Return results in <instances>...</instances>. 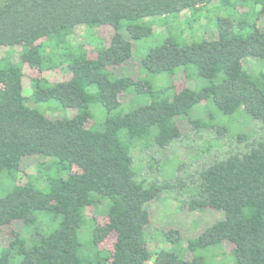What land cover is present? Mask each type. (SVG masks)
Listing matches in <instances>:
<instances>
[{"label":"trees","instance_id":"obj_1","mask_svg":"<svg viewBox=\"0 0 264 264\" xmlns=\"http://www.w3.org/2000/svg\"><path fill=\"white\" fill-rule=\"evenodd\" d=\"M210 5L223 12L216 29L186 45L167 38L134 64L174 76L170 85L116 76L133 66L134 42L151 34L136 22L190 12L187 21L196 24ZM83 25V40H73ZM2 48L12 49L2 55ZM16 50L18 60H9ZM262 64L264 0H0V181L7 173L15 182L0 197V233L10 231L0 264H218L213 258L221 255L226 264H264V137L202 171L201 197L190 208L211 209L221 219L185 242L180 229L163 231L175 252L148 247L149 206L163 187L139 181L132 156L138 146L168 147L183 137L184 125L190 131L220 126L213 124L218 113L204 111L211 101L223 115L243 110L264 126ZM179 68L185 74L178 80ZM189 70L207 85L187 87L196 79ZM129 91L151 101L125 112L120 97ZM31 100H55L73 114L51 118L31 108ZM95 103L106 111L99 124L92 120ZM198 105L210 121L190 117ZM30 156L45 160L33 175L22 171ZM57 165L63 172L56 177ZM42 171L48 191L34 185ZM93 194L108 199L109 208L103 223L94 220L84 246L79 230ZM14 223L38 227L25 239Z\"/></svg>","mask_w":264,"mask_h":264},{"label":"rangeland","instance_id":"obj_2","mask_svg":"<svg viewBox=\"0 0 264 264\" xmlns=\"http://www.w3.org/2000/svg\"><path fill=\"white\" fill-rule=\"evenodd\" d=\"M205 13L210 17L204 18L205 15L196 24L187 21L190 18V12H184L179 17L177 14L164 17H149L136 22L142 26L150 27L151 34L134 42L133 66L131 65L125 68L121 74L116 73V76L136 79L142 78L149 81L154 88L170 85L175 79L174 76L168 74L152 75L142 68L138 69L137 67L136 69L134 64H139V58L142 59L151 48L162 44L167 38H173L181 45H186L202 39L204 31L208 27L211 28L214 26L216 29L218 15L223 13L221 8L216 5H210L206 8ZM87 28L85 25L76 28L77 30L71 38L77 41L83 40L82 34H84ZM107 28L110 29L111 27ZM9 49L11 50L12 48H2L1 54L3 55ZM18 52L16 50L12 55H8V59L11 61L18 60ZM260 68H258V72L263 71L264 64ZM189 71V75H195L196 79L192 78L193 80H188L187 87L192 90H200L203 86L207 85V81L196 76L195 70ZM183 74H185L183 68L176 70V77L179 76L178 80L183 77ZM24 94L30 97L32 90L30 91V88L26 86ZM150 101L151 99L149 97L139 95L136 91H129L121 94L120 97V102L123 105L122 110L125 112L133 110L140 105L148 104ZM28 105L40 113L49 117L52 116L53 118L62 119L71 117L73 114L72 110L61 108L60 104L55 100L45 103H35L31 100L28 102ZM210 105L212 108L205 109L204 111L207 114H212V112L218 113V118L213 124L220 126H214L210 129L204 128L200 131H190L188 126L184 125L183 131L185 133L183 137L168 147L158 148L153 146L150 149L143 150L138 146L132 151L137 179L143 181L146 187L152 183H156L161 188L163 187L160 198L152 202L149 206L153 219L151 226L148 228L149 234L147 241L149 249L154 253L160 249L173 252L178 250V247L173 242L165 241L163 231L172 228L180 229L181 235L184 237L183 242H185L188 239L198 238L206 227L221 219V215L211 209L193 210L190 208V204L194 200H199L201 197L199 188L201 185L202 171L214 162L225 159L231 153L246 151L255 140L264 137V126L257 121H253L243 110H239L233 115H223L218 111L212 101ZM197 110L201 111L202 105H198L191 110L190 117L198 119L201 117L207 122L210 121L209 117L203 111L198 114ZM91 114L93 117L92 120L97 124L103 122L106 117V111L101 103H95L91 106ZM53 160L57 162V160ZM23 161L25 162H23L22 171L26 170L28 171L27 173L31 172V175L34 174L37 165L45 162V160L41 161V157L33 156L27 157ZM51 161L52 158L48 160L49 164ZM62 172L57 165L53 176L57 177ZM42 173L43 171L35 175L36 182L34 185L42 191H48L47 174L45 175L44 173V177H41ZM14 184L15 182L10 180L9 175L4 173L0 181V197L9 193ZM92 196L94 198V205L87 211L84 220L85 223L79 230V238L84 246L88 244L91 238L94 220L96 219L98 224L103 223L100 221L106 220L104 214L109 208L108 199L102 198L97 194H93ZM44 219L46 218L40 217L38 219L37 215L36 222H44ZM14 224L22 227L20 228L14 225L13 230L20 231V234L25 239H31V236H34V232L38 227H25L21 223ZM9 232L4 230L0 233V253L1 248H4L3 246L5 245ZM109 244L112 243L109 242ZM109 244H106L107 248L111 247ZM100 248H105V246L102 245ZM215 252L223 253L220 250H215ZM213 261L219 262L218 264H226L229 260H227L226 255H221L217 258L214 257ZM210 264L212 263L210 262Z\"/></svg>","mask_w":264,"mask_h":264}]
</instances>
